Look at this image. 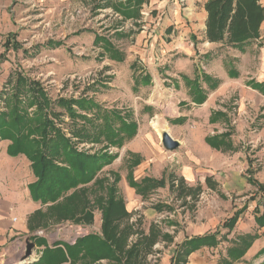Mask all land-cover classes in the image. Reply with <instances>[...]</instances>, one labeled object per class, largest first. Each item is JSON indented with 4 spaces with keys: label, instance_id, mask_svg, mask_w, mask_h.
I'll return each mask as SVG.
<instances>
[{
    "label": "crops",
    "instance_id": "crops-1",
    "mask_svg": "<svg viewBox=\"0 0 264 264\" xmlns=\"http://www.w3.org/2000/svg\"><path fill=\"white\" fill-rule=\"evenodd\" d=\"M209 2L146 0L136 18L117 17L123 26L128 22L138 26L136 34L130 33L135 38L133 48L148 70L153 66L176 69L162 73L175 83L168 90L178 89L181 95L177 105L182 108L175 107L165 125L155 126L171 136L178 148L166 151L146 129L137 128L123 147L138 161L125 176L114 179L118 183L114 196L122 201L132 229L128 244L153 234L149 252L161 247L163 253L154 251L146 257L150 264H181L179 246L193 238L213 236L216 245L230 244L228 236L246 210L261 229L257 219L264 212V191L258 189L264 185V0L256 2L263 15L258 36L241 48L208 40ZM153 3L157 5L152 7ZM112 32L120 37L126 33L115 28ZM195 79L206 97L198 104L191 96L190 82ZM9 144L0 142V264H30L23 263L18 253L25 241L31 243V237L44 233L40 220L45 211L31 195L36 178L28 159L7 155ZM156 193L165 197L158 200ZM179 201L192 205V221L179 218ZM231 218L235 224L230 231ZM139 221L147 230H139L140 225H135ZM213 247L192 252L186 264H219L205 253L200 256Z\"/></svg>",
    "mask_w": 264,
    "mask_h": 264
},
{
    "label": "rangeland",
    "instance_id": "rangeland-1",
    "mask_svg": "<svg viewBox=\"0 0 264 264\" xmlns=\"http://www.w3.org/2000/svg\"><path fill=\"white\" fill-rule=\"evenodd\" d=\"M118 2L120 0H0V114L8 112V109L10 111L15 95L19 97L20 106L22 104L19 110L32 116L36 108L29 105L34 96L28 87L37 83L54 104L53 113L62 116L60 121L66 125L65 128L71 124L65 110L58 108L56 102L83 98L100 105L102 111L96 115L103 114V111L115 112L117 117L111 115L109 119L112 117L111 123L117 132L121 125L132 124L146 129L161 146L162 131L155 127L156 124L162 122L165 125L174 114L175 107L182 108L177 105L180 91H169L168 85L174 82L162 73L168 74L176 69L166 66L157 69L153 66L148 70L145 63L139 60V54L133 48L134 35L130 34H136L138 26L133 27L131 22L121 25L122 21L114 10ZM156 5L153 3L152 7ZM114 28L123 29L126 33H121L123 36L120 37L112 32ZM133 63L136 66H131ZM74 109L77 114H84ZM94 113L88 114V117L94 118ZM91 120L101 124L102 117ZM77 124L83 125L82 122ZM128 133L130 130L125 131L124 136ZM77 147L79 152H88L90 156L97 153L110 158L101 157L96 165L86 162L83 165L85 181H79L81 184L52 204H42L45 214L41 216L40 226L44 233L39 232L31 237V243L25 241L22 245L18 255L23 263L90 264L88 260L92 258V253L76 243L87 236H100L101 211L108 198V190L113 187L118 191L115 176H125L129 167L138 161L131 152H124V147L106 146L107 150H100L102 146L90 145L86 141ZM157 196L161 200L164 195L156 193L154 198ZM180 204L179 201L176 206L180 209L179 218L185 222L192 221V205ZM262 205L259 198L260 211ZM85 212L92 214V220L88 222L86 218L81 225L74 224L73 219ZM252 216L248 210L240 216L228 236L230 244L222 242L213 249L202 251L200 256L205 253L206 258L212 262L219 260V264H264V227L259 229ZM128 223V216L117 222L121 227ZM137 224L141 232L147 230L144 222ZM139 230L136 228L138 233ZM221 232L224 233V230ZM245 233L251 234L250 237H241ZM256 234L261 236V240H256ZM31 245L30 254L25 259L26 249ZM254 246L258 248L255 250ZM71 249L76 251L73 255ZM160 249V246L155 250L151 248L150 253L144 248L140 250L139 259L144 256L145 264H150L146 262V257L149 259L155 255L154 251L163 253ZM231 253L232 258L229 257ZM47 259L54 261L46 262ZM150 260L153 261V258ZM99 263L106 264L107 261L100 260Z\"/></svg>",
    "mask_w": 264,
    "mask_h": 264
},
{
    "label": "trees",
    "instance_id": "trees-1",
    "mask_svg": "<svg viewBox=\"0 0 264 264\" xmlns=\"http://www.w3.org/2000/svg\"><path fill=\"white\" fill-rule=\"evenodd\" d=\"M145 1L120 0L114 8L115 13L125 20L136 18ZM257 1L210 0L206 6L209 17L206 29L208 40L223 42L225 46L233 48H241L243 44L254 40L258 36L259 23L263 16L261 10L256 6ZM190 84L191 96H195L193 102L202 103L206 97L200 92L197 79L191 81ZM28 89L34 96L29 105L35 106L36 112L32 116L27 112L22 113L19 110L22 108V104L20 106L18 102L19 97L14 95L15 101H13L10 111L8 109V112L0 114V142L10 141L7 146V155L12 157L24 155L28 159L30 169L36 178V182L31 186L32 198L37 202L41 201L42 204L48 202L52 204L69 190L81 184L79 181L84 180L83 175L86 170L83 165L86 162L96 165L95 163L100 161L103 156H98L97 153L90 156V153L82 150L79 152L77 147L79 144L86 141L90 145L102 146L100 150H107L112 146L121 149L125 141L134 138L137 128L135 125L125 123L117 132L113 129L112 117L109 119L111 115H114V118L117 117L115 112L103 111V114L96 115L102 111L100 105L83 98L56 102L58 108L65 110L69 124H71V126H67L69 128H65L66 125L60 121L62 116L53 113L52 106L54 104L38 88V84L35 83ZM27 107L29 108V106ZM74 108L83 111L84 114H77ZM91 113H94V118L88 117V114ZM99 117H102L101 124L91 120H98ZM77 122H82L83 125L80 126ZM86 124L89 125L88 130ZM129 130L130 133L124 136L125 131ZM86 137L91 140L88 141ZM105 143L108 148L104 145ZM107 157L108 155H105L102 159ZM77 175L80 176L77 177ZM258 189L264 191V185H259ZM114 193L113 187L108 190V198L102 207L100 236H87L78 240L76 244H80L82 249L92 253V258L88 260L90 264H97L100 260H106V264H145L144 256L139 259L140 250L144 248L149 250L155 236L150 234L136 243L128 244V237L132 233L131 226L121 227L117 224L119 220L126 218L128 213L124 211L122 201L117 199ZM86 218L90 222L92 214L85 212L82 216L75 217L73 222L81 224ZM234 224L235 218H231L227 222L228 230L231 231ZM257 224L261 227L264 226V212L257 219ZM244 244H246L245 240ZM202 246H216L215 238L205 236L183 242L179 246L178 262L186 264V258ZM71 250V255H73L76 251ZM232 255L233 253L229 257L232 258ZM47 261L54 260L47 259Z\"/></svg>",
    "mask_w": 264,
    "mask_h": 264
},
{
    "label": "water",
    "instance_id": "water-1",
    "mask_svg": "<svg viewBox=\"0 0 264 264\" xmlns=\"http://www.w3.org/2000/svg\"><path fill=\"white\" fill-rule=\"evenodd\" d=\"M178 146H179L178 143L175 140H173L171 138V136H168V134H166V133L162 134V147L166 151H169V152L175 151L178 148ZM31 247H32V245L27 247L26 253L24 256L25 259H26V257L29 256Z\"/></svg>",
    "mask_w": 264,
    "mask_h": 264
}]
</instances>
